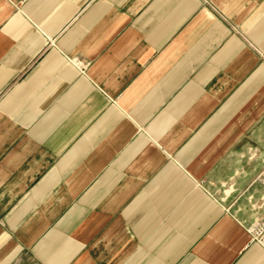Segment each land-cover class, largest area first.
I'll return each mask as SVG.
<instances>
[{"label":"crops","instance_id":"crops-1","mask_svg":"<svg viewBox=\"0 0 264 264\" xmlns=\"http://www.w3.org/2000/svg\"><path fill=\"white\" fill-rule=\"evenodd\" d=\"M258 51L264 0H0V264H264Z\"/></svg>","mask_w":264,"mask_h":264},{"label":"built area","instance_id":"built-area-1","mask_svg":"<svg viewBox=\"0 0 264 264\" xmlns=\"http://www.w3.org/2000/svg\"><path fill=\"white\" fill-rule=\"evenodd\" d=\"M234 30L237 31V29L234 27ZM262 60L264 61V52H259ZM77 67L80 69V71H85L88 67L87 64L83 62H76ZM258 181L264 185V171L259 176ZM249 232L251 235V243L259 245L264 249V217L257 221L253 226L249 228Z\"/></svg>","mask_w":264,"mask_h":264},{"label":"rangeland","instance_id":"rangeland-1","mask_svg":"<svg viewBox=\"0 0 264 264\" xmlns=\"http://www.w3.org/2000/svg\"><path fill=\"white\" fill-rule=\"evenodd\" d=\"M263 171H264V168L260 171V173L258 174V176L256 177V180L258 181V179H259V176L263 173ZM231 183L232 182H229V184L228 183H226V182H224V187L222 188V191H230V194L229 195H225V194H223V196L224 197H226V199H228V201L230 202L229 204H232V206H234V205H240L241 204V202H240V200H241V195H238V197H235V198H233L234 197V194H233V185H231ZM232 190H231V189ZM227 194V193H226ZM233 200V201H232ZM232 201V202H231Z\"/></svg>","mask_w":264,"mask_h":264}]
</instances>
